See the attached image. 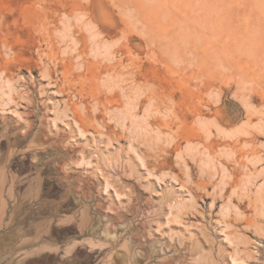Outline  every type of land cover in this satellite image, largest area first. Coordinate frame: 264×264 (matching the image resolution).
<instances>
[{"label": "rangeland", "instance_id": "1", "mask_svg": "<svg viewBox=\"0 0 264 264\" xmlns=\"http://www.w3.org/2000/svg\"><path fill=\"white\" fill-rule=\"evenodd\" d=\"M5 214L77 264H264V0H0Z\"/></svg>", "mask_w": 264, "mask_h": 264}, {"label": "crops", "instance_id": "2", "mask_svg": "<svg viewBox=\"0 0 264 264\" xmlns=\"http://www.w3.org/2000/svg\"><path fill=\"white\" fill-rule=\"evenodd\" d=\"M12 224L14 221L7 219L6 214L0 215V264H77L81 247L77 241H60L38 232L23 236L16 228L10 229Z\"/></svg>", "mask_w": 264, "mask_h": 264}, {"label": "bare ground", "instance_id": "3", "mask_svg": "<svg viewBox=\"0 0 264 264\" xmlns=\"http://www.w3.org/2000/svg\"><path fill=\"white\" fill-rule=\"evenodd\" d=\"M94 22H93V19H91V20H89L88 21V23L87 24H93ZM87 24L84 22L83 23V25H82V28H84V30L87 32V36L88 37H98L99 36V31L98 30H96V31H92V28L93 27H91V28H87ZM95 27V26H94ZM78 32H79V30H78ZM81 38H84V35L83 36H81ZM74 40V39H73ZM108 239H110V240H113V238H114V236L113 235H107L106 236Z\"/></svg>", "mask_w": 264, "mask_h": 264}]
</instances>
